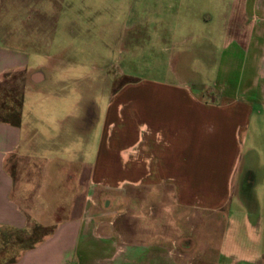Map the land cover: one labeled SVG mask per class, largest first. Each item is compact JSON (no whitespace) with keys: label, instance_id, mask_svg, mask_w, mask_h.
<instances>
[{"label":"rangeland","instance_id":"obj_1","mask_svg":"<svg viewBox=\"0 0 264 264\" xmlns=\"http://www.w3.org/2000/svg\"><path fill=\"white\" fill-rule=\"evenodd\" d=\"M242 1L0 0V48L29 51L32 65L45 66L48 76L45 85L35 87L23 72L3 76L0 121L42 135L34 139V144L44 149L42 157L72 146L91 165L109 103L123 87L126 91L116 103H129L124 107L131 111L134 97L144 96L156 84L181 82L194 87L196 83L204 86L198 91L215 93L223 89L245 100L247 82H257L262 76L264 56L256 48L249 55L237 51L226 39L232 5ZM249 96L253 98L247 100L248 124L240 133L234 197L221 211L200 215L172 209L169 202V218L162 210L165 202H160L152 210L156 209L157 216L140 219L145 222L141 227L135 223L138 207L150 201L141 205L132 192L125 209L134 223L121 228L128 236L136 237L138 228L151 230L152 218L157 233H137L136 239L212 242L227 247L226 253L232 251L237 263L264 264V91L256 85ZM39 156L18 164V180L32 183L30 191L24 193L23 184L18 186L19 196L29 198L20 203L30 206L31 225L24 231L0 227V264L14 262L20 252L51 236L58 222L75 218L71 209L82 201H74V197H86L88 192L86 170L79 185H71L68 178H63L61 185L42 184L43 179L40 184L39 169L34 165L43 167L45 161ZM24 167L23 171L29 173L25 178ZM82 171L78 170L79 176ZM56 187H62L59 200L54 199ZM39 190L44 192L42 199ZM100 194L96 200L100 209L115 211L121 207V201L114 206L111 199L106 198L105 203ZM122 221L125 224L121 217L117 225Z\"/></svg>","mask_w":264,"mask_h":264},{"label":"crops","instance_id":"obj_2","mask_svg":"<svg viewBox=\"0 0 264 264\" xmlns=\"http://www.w3.org/2000/svg\"><path fill=\"white\" fill-rule=\"evenodd\" d=\"M242 2L232 5L226 39L233 42L237 51L249 55L256 48L264 56V0ZM45 70L43 65H32L29 51L0 48V81L5 75L23 72L30 76L31 87L45 85L48 78ZM194 85L156 84L144 96L134 97V111L124 107L129 103H116L126 91L121 88L109 103L91 165L72 146L66 147L65 152L42 157L43 147L34 144L35 137L42 135L0 121V227L24 231L31 225L30 206L20 203L29 198L19 196L18 186L23 184L24 193L30 191L32 183L18 180L20 160L32 161L39 155L44 159L43 167L33 164L39 169L40 184L43 179L42 184L61 185V180L68 178L71 185H79L86 170L84 182L89 186L86 197L81 194L74 197V201H82L79 207L76 204L71 209L75 218L58 222L51 236L20 252L8 264H240L233 259L232 251L225 252L227 247L212 242L136 239L137 233H157L152 218L151 230L138 228L133 232L134 238L121 229L122 225L134 223L127 218L125 209L132 192L137 194L135 202L142 205L150 201L149 205L138 207L135 223L141 227L145 222L140 219L157 216L156 209L152 210L160 202H165L162 210L168 218L169 202L172 209L191 210L200 215L221 211L236 194L240 133L250 114L247 100L253 98L249 95L254 86L264 91V69L257 82H247L242 101L238 93H224L223 89L204 93L198 91L203 85ZM24 96L26 99L27 91ZM23 170L25 167L22 169L25 178L29 173ZM78 170H83L80 176ZM55 189L54 199L59 200L57 195L63 194L62 187ZM100 193L105 203L106 198L114 206L121 201V207L115 211L100 209L96 201ZM39 194L42 199L44 192L39 190ZM121 217L125 224L122 221L118 226L116 221Z\"/></svg>","mask_w":264,"mask_h":264}]
</instances>
